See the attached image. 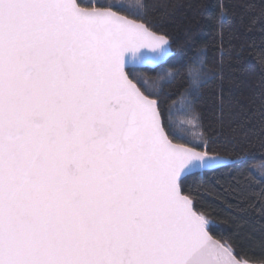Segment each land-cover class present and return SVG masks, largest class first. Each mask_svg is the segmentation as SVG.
<instances>
[{"label":"snow or ice","instance_id":"snow-or-ice-1","mask_svg":"<svg viewBox=\"0 0 264 264\" xmlns=\"http://www.w3.org/2000/svg\"><path fill=\"white\" fill-rule=\"evenodd\" d=\"M148 8L0 0V264H264L236 235L214 236L196 206L202 194L223 202L219 185L264 217V155L259 177L241 167L264 153V76L245 96L237 55L226 99L223 53L210 62L197 51L177 69ZM218 11L226 19L228 5ZM253 52L264 68V48ZM145 68L154 79L138 75ZM213 81L206 122L197 105ZM223 168L237 174L215 175Z\"/></svg>","mask_w":264,"mask_h":264},{"label":"trees","instance_id":"trees-1","mask_svg":"<svg viewBox=\"0 0 264 264\" xmlns=\"http://www.w3.org/2000/svg\"><path fill=\"white\" fill-rule=\"evenodd\" d=\"M80 2L87 3L88 0H80ZM93 2H116L127 5L136 4L137 0H93ZM147 2L149 8L144 19L150 21L158 33H166L170 38L172 50L175 53V57L169 62L170 64H176L177 69H179L178 61L197 51H206L210 62L213 59L219 61L221 53H223L224 91L227 99L230 87L228 84L229 66L235 65V57L240 55L247 69L243 76L247 85V88L244 89L245 96L251 95L248 89L255 91V85L264 76V68L258 64L256 54L253 52L250 55V51L252 48H264V19L258 18L255 24H251L250 18L259 17L264 0H249L254 7L247 13L239 7L243 0H147ZM221 3L228 5L229 8L226 19L218 11ZM162 17L163 19H161ZM138 22L141 21L138 20ZM168 70L169 64H165L162 69L157 68L155 71L167 72ZM184 74V70L180 69V74L172 85L165 87L164 91L175 93ZM138 75L148 81L154 79L155 74L150 73L149 69L145 68L141 69ZM216 83L217 81H213L208 87L202 89L201 99L197 105L204 112L206 122L212 118L211 114L217 94ZM236 91L233 88V92ZM215 147H217L220 155L226 159H235V156L224 150L223 147L219 145ZM262 155L264 153L258 149L255 150L248 157L247 163L241 167L251 169L255 176L259 177L260 157ZM230 172L232 175L237 174L235 169L223 168L215 175L227 176ZM248 182L254 187L257 186L256 180L248 178ZM192 184L193 178H189L185 184L186 189ZM216 189L223 202L208 194H202L196 201L198 209L209 212L214 217L216 224V228L213 229L214 236L232 237L236 235L245 252L256 256L264 254V250L259 247L260 241H264V217L258 211L245 210V206L240 204L237 199V193L224 191L219 185L216 186ZM229 204L232 206L229 207Z\"/></svg>","mask_w":264,"mask_h":264}]
</instances>
